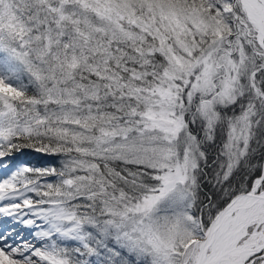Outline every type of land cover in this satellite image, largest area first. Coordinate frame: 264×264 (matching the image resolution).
Masks as SVG:
<instances>
[{
  "label": "snow or ice",
  "instance_id": "snow-or-ice-1",
  "mask_svg": "<svg viewBox=\"0 0 264 264\" xmlns=\"http://www.w3.org/2000/svg\"><path fill=\"white\" fill-rule=\"evenodd\" d=\"M0 264H264V0H0Z\"/></svg>",
  "mask_w": 264,
  "mask_h": 264
},
{
  "label": "trees",
  "instance_id": "trees-1",
  "mask_svg": "<svg viewBox=\"0 0 264 264\" xmlns=\"http://www.w3.org/2000/svg\"><path fill=\"white\" fill-rule=\"evenodd\" d=\"M18 155V158H14V161L18 159L19 163H27L35 167H47L54 163L47 154L37 152L35 149H24Z\"/></svg>",
  "mask_w": 264,
  "mask_h": 264
},
{
  "label": "rangeland",
  "instance_id": "rangeland-1",
  "mask_svg": "<svg viewBox=\"0 0 264 264\" xmlns=\"http://www.w3.org/2000/svg\"><path fill=\"white\" fill-rule=\"evenodd\" d=\"M16 158H18V155H17ZM13 162H15V163H19V160L17 159V160H15V161H13Z\"/></svg>",
  "mask_w": 264,
  "mask_h": 264
},
{
  "label": "bare ground",
  "instance_id": "bare-ground-1",
  "mask_svg": "<svg viewBox=\"0 0 264 264\" xmlns=\"http://www.w3.org/2000/svg\"><path fill=\"white\" fill-rule=\"evenodd\" d=\"M22 227V226H21Z\"/></svg>",
  "mask_w": 264,
  "mask_h": 264
}]
</instances>
